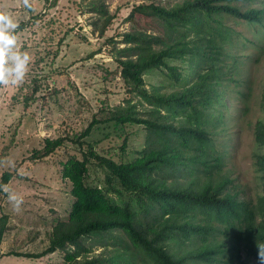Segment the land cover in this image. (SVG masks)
I'll return each mask as SVG.
<instances>
[{
	"label": "rangeland",
	"instance_id": "obj_1",
	"mask_svg": "<svg viewBox=\"0 0 264 264\" xmlns=\"http://www.w3.org/2000/svg\"><path fill=\"white\" fill-rule=\"evenodd\" d=\"M183 1L27 0L26 6L25 0H0V14L8 15L17 25L12 30H17L16 47L31 57L22 83L0 85V181L4 173H11L13 177L6 186L22 199L20 210L13 211L7 193L3 189L0 192V217L8 218L0 245V264H65L64 254L59 251L34 257L47 248L54 226L67 220L74 202L71 183L63 177V164L73 157L82 159L87 145L115 162L134 160L146 147L145 127L120 124L116 117L188 124L187 111L159 108L150 98L179 91L192 82L187 61H167L182 72V82L170 79L164 68L150 70L143 75L144 85L135 92L126 86L118 62L122 57L138 58L134 51H123L125 33L139 31L169 41L181 39L155 18L138 14L130 17L135 7L155 4L170 8ZM238 5L243 10L262 9L264 0L240 1ZM224 23L236 31V52L243 60L241 66L227 64L231 72L221 88L225 106L219 105L215 111L223 114V122L216 128L209 125L207 130L213 133L216 154H226L220 178L232 181L239 198L255 201L264 195L263 173L254 165L256 156L263 152L255 143L254 125L264 121V26L230 17ZM93 121L96 124L91 133L81 138ZM59 138L63 144L52 155L33 159L37 151L44 149L46 139ZM162 170L154 176L169 186H182L197 177L177 179L175 183L169 178V170ZM86 183L108 188L106 172L94 160ZM113 188L119 189L117 183ZM108 194L118 204L129 199L126 194L121 198L112 191ZM133 209H138L135 202ZM101 243L105 242L86 241L92 250L90 256L120 255V250ZM187 249V245L180 249L172 244L171 252L181 257ZM250 263L258 264L254 259Z\"/></svg>",
	"mask_w": 264,
	"mask_h": 264
},
{
	"label": "trees",
	"instance_id": "obj_2",
	"mask_svg": "<svg viewBox=\"0 0 264 264\" xmlns=\"http://www.w3.org/2000/svg\"><path fill=\"white\" fill-rule=\"evenodd\" d=\"M253 0H184L165 8L155 4H141L133 9L136 14L157 19L167 30L181 39L169 41L161 36L134 31L123 35V51H134L138 58H120L121 77L131 91L144 85L143 75L150 70L166 69L169 78L179 83L182 72L167 61H187L192 82L179 91L151 96L159 108L188 112V124L154 122L132 116L115 119L120 124L142 125L147 131L146 147L131 161L115 162L98 155L87 145L82 159L70 158L63 164V177L71 183L74 202L67 220L54 226L47 248L34 257H44L57 251L64 254L65 264H252L257 261V247L264 243V195L255 201L239 198L229 178H220L226 157L216 154L213 133L223 122V114L216 113L222 102L221 88L231 68L241 66L234 29L224 23L226 17L264 26V7H247L238 2ZM22 28V27H21ZM17 30L13 31L16 36ZM230 81L236 82L231 79ZM264 101V84H263ZM239 95L245 96L240 92ZM216 113V114H215ZM114 119V118H112ZM93 121L80 135L87 137L95 126ZM254 140L262 153L255 158V167L264 178V121L254 125ZM63 144V139L45 140V147L33 159L52 155ZM86 143L80 142V145ZM95 161L106 172L108 188L87 185L89 165ZM163 168L175 180L197 176L182 186H169L154 174ZM198 174L201 177H198ZM4 173L0 192L12 179ZM192 180V179H191ZM117 183L119 189L113 188ZM232 185V186H231ZM112 191L122 204L114 202ZM133 198L137 210L133 209ZM8 218L0 217V245L7 231ZM221 237L223 239H221ZM110 239V244L107 243ZM88 240H100L120 250L110 258L102 254L90 256ZM172 244L187 245L185 254L176 256ZM244 254V256H243ZM29 256V255H28Z\"/></svg>",
	"mask_w": 264,
	"mask_h": 264
},
{
	"label": "clouds",
	"instance_id": "obj_3",
	"mask_svg": "<svg viewBox=\"0 0 264 264\" xmlns=\"http://www.w3.org/2000/svg\"><path fill=\"white\" fill-rule=\"evenodd\" d=\"M16 27L8 15L0 14V85L3 86L22 83L31 59L27 51H20L16 47V37L12 31ZM3 191L7 193L6 199L11 203L13 211H19L22 199L7 186H3ZM257 262L264 264V243L257 247Z\"/></svg>",
	"mask_w": 264,
	"mask_h": 264
}]
</instances>
